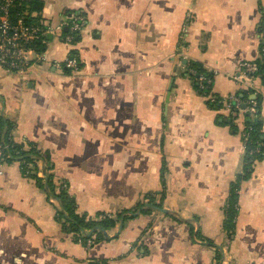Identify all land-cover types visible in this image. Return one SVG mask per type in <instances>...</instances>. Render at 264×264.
<instances>
[{
	"label": "crops",
	"instance_id": "0c3cea01",
	"mask_svg": "<svg viewBox=\"0 0 264 264\" xmlns=\"http://www.w3.org/2000/svg\"><path fill=\"white\" fill-rule=\"evenodd\" d=\"M41 1L44 24L69 11L84 23L73 44L48 33L24 73L0 67V117L40 151L43 183L67 182L77 213L117 219L85 244L44 184L0 161V264H264V155L240 183L229 234L222 209L246 118L209 105L186 72L213 71L218 97L247 89L234 75L261 57L264 0Z\"/></svg>",
	"mask_w": 264,
	"mask_h": 264
},
{
	"label": "trees",
	"instance_id": "16d2710c",
	"mask_svg": "<svg viewBox=\"0 0 264 264\" xmlns=\"http://www.w3.org/2000/svg\"><path fill=\"white\" fill-rule=\"evenodd\" d=\"M43 6L41 0H25L15 5L10 9L12 19L18 16H23L24 21L27 24L38 26L43 32L46 30V26L43 23L40 12ZM70 14L84 15L79 11H69ZM259 26V30H260ZM61 30V34L71 33L68 29ZM43 30V31H42ZM39 32V36L32 43V48L36 53H42L46 48L47 35ZM73 39L71 44L75 43L79 36V31L71 33ZM261 57L255 61L257 70L254 73V80H258L259 84L264 85V44L261 45ZM71 56L75 57L74 51L70 52ZM187 73L190 80L199 89L201 93L208 97V103L211 106H217L221 104L222 97H218L211 91L213 75L211 71L191 62L187 66ZM204 76L205 80L202 82V87L198 81L199 76ZM254 84H256L254 82ZM256 86V85H255ZM254 97H251V95ZM236 95L242 99V101L254 102L255 112L252 114L245 113L246 120L244 124L247 127V140L243 142L244 145V164L242 171L237 173L234 179L229 185V192L226 201L223 205V216L225 228H227L229 234H232L235 226V218L238 212V191L240 183L251 173L252 167L255 161L262 158L264 155V132L262 131V118L260 115L261 95L256 90L247 88L240 89ZM232 116V115H231ZM234 117V115H233ZM12 123L7 119L0 117V161L5 164L17 163L20 172L23 176L34 179L39 184H44L49 196H53L60 203V209L56 212L58 220L62 221L63 229L65 232L72 234L74 237H79L85 244L88 241L97 242L105 240L106 237L103 231L113 227L116 223V219L107 214H97L95 217H90L86 214H79L76 212L74 197L68 191V184L62 180L59 184H55L53 181V175L45 174L43 179L45 183L41 181V177L36 176V163L40 157V151L37 150L36 145L29 141H16L11 135ZM246 130V128H245ZM46 170L49 169V165H45ZM45 172V170H44ZM126 210H122L125 212ZM145 211V210H143ZM120 214L117 215L119 217Z\"/></svg>",
	"mask_w": 264,
	"mask_h": 264
},
{
	"label": "built area",
	"instance_id": "2783aa9c",
	"mask_svg": "<svg viewBox=\"0 0 264 264\" xmlns=\"http://www.w3.org/2000/svg\"><path fill=\"white\" fill-rule=\"evenodd\" d=\"M22 1L25 0H0V67L7 73H24L29 67L33 55L39 54L33 50L32 43L38 38L41 29L38 26L27 24L23 16L12 19L10 13V9L15 3H20ZM83 23V16L79 14H70L65 18V21L58 23L57 26L53 28L48 24H44L47 25L46 30H42L43 32L41 33H58L65 42L70 43L73 39L71 33L80 31ZM64 27H66V29L69 27L68 29L71 33L62 35L61 30ZM66 64L67 66L76 68L77 62L73 56H68ZM238 68V73L234 75L235 80L246 83L248 85L247 88L255 90L253 80L254 73L257 70L256 64L252 62H241ZM211 72L214 73L213 71ZM204 80V76H199L198 81L201 87ZM220 102L229 110L231 115L238 116L255 112L254 102L252 100L242 101L236 94H230L224 97ZM246 131L247 127L243 124L240 130L243 142L247 140ZM89 243L90 241L87 242V244Z\"/></svg>",
	"mask_w": 264,
	"mask_h": 264
},
{
	"label": "water",
	"instance_id": "95a60500",
	"mask_svg": "<svg viewBox=\"0 0 264 264\" xmlns=\"http://www.w3.org/2000/svg\"><path fill=\"white\" fill-rule=\"evenodd\" d=\"M66 30V29H65ZM251 97H254V95H251Z\"/></svg>",
	"mask_w": 264,
	"mask_h": 264
},
{
	"label": "rangeland",
	"instance_id": "374dc122",
	"mask_svg": "<svg viewBox=\"0 0 264 264\" xmlns=\"http://www.w3.org/2000/svg\"><path fill=\"white\" fill-rule=\"evenodd\" d=\"M46 35H48V33H46Z\"/></svg>",
	"mask_w": 264,
	"mask_h": 264
}]
</instances>
